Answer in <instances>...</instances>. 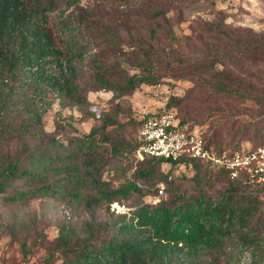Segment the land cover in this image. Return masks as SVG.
<instances>
[{
  "label": "trees",
  "instance_id": "trees-1",
  "mask_svg": "<svg viewBox=\"0 0 264 264\" xmlns=\"http://www.w3.org/2000/svg\"><path fill=\"white\" fill-rule=\"evenodd\" d=\"M62 1L0 0V200L6 207L43 198L68 200L88 215L81 227H60L43 264H220L233 239L243 249L264 244V185L249 174L233 179L224 167L200 159L173 161L145 155L140 160L138 152L144 143L139 132L151 116L123 123L122 109H118L112 115L104 114L89 134L67 143L45 132L43 118L52 105V101L46 103L49 95L56 94L69 106L81 109L89 104L75 61L83 55H75L73 41L60 39L53 25L48 26ZM147 3L154 7L163 4L162 0ZM168 13V8H157L151 18L168 22ZM54 25L61 27V23ZM206 31L219 43L228 40L235 55L264 59V42L256 36L233 41L221 22ZM167 36L176 40L171 30ZM216 63L219 60L213 66ZM225 70L228 68L218 72L213 86L217 95L237 103L252 101L258 107V115L241 125L236 139L264 123V100L259 97L264 89L247 77L227 75ZM145 72L126 73L120 82L97 72L95 80L121 99L131 97L144 84L158 82L152 66ZM133 124L136 141L132 143L127 128ZM180 124L196 130L184 120ZM225 130L229 132V128ZM199 134L219 156L230 158L244 149L231 142L223 146L225 139L217 142ZM263 144L264 139L252 147ZM117 160L134 162L120 176L124 179L114 184V178L107 181L104 174ZM164 164L184 174L174 178L162 171ZM187 170L194 173L191 194L181 183ZM213 176L214 181L227 183L216 196L208 190ZM158 184L164 186V196L150 203L145 198L158 197ZM130 201L128 213H110L112 204ZM104 206L108 220L101 221L98 211Z\"/></svg>",
  "mask_w": 264,
  "mask_h": 264
},
{
  "label": "rangeland",
  "instance_id": "rangeland-1",
  "mask_svg": "<svg viewBox=\"0 0 264 264\" xmlns=\"http://www.w3.org/2000/svg\"><path fill=\"white\" fill-rule=\"evenodd\" d=\"M162 2L154 7L147 0L62 1L55 14L49 17L48 26H54L52 30L60 39L73 41L75 55H83L75 61L79 83L87 89L89 104L81 109L69 106L56 94L49 95L46 103L52 101V105L43 118L45 132L67 143L97 128L104 114L112 115L122 109L120 121L123 123L139 122L164 111L172 112L207 139L216 138L217 142L225 139L223 146L231 142L233 147L238 144L250 148L263 141L264 123L259 128L251 127L247 135L234 138L242 124L253 121L258 115L257 105L252 101L237 103L217 95L213 86L218 81V72L226 67L227 75L247 77L264 89V59L235 55L228 40L219 43L214 35L207 33L206 27L221 22L233 41L235 37L256 36L255 39L264 42V0ZM157 8H168V22L152 20ZM57 23H61V27H55ZM169 30L175 41L167 36ZM216 60L220 63L213 66ZM150 66L158 82L140 86L131 97L116 98L113 91L100 87L95 80L98 72L112 82H120L126 73L145 75L146 67ZM259 97L264 100V93ZM238 121L240 125L235 126ZM225 128H229L228 133ZM134 130L135 124L127 128V138L132 143L136 141ZM131 163L115 161L104 179L114 178V184L121 182L124 177L120 176ZM133 171L126 176L130 177ZM162 171L179 179L184 174L168 164L163 165ZM193 175L187 170L186 179L181 181L185 189L191 190L190 194L194 190ZM210 186L209 195L216 196L227 183L216 182L213 176ZM158 187L165 190L161 184ZM160 198L158 195L145 200L157 203ZM131 203L114 204L128 213ZM108 213L106 206L102 207L98 211L100 220H108ZM87 219L82 208L68 200L43 198L12 207H6L0 200V264H43L49 254L48 248L53 247L59 236L60 227H81ZM229 244L220 264H264V244L249 249H243L235 239Z\"/></svg>",
  "mask_w": 264,
  "mask_h": 264
},
{
  "label": "built area",
  "instance_id": "built-area-1",
  "mask_svg": "<svg viewBox=\"0 0 264 264\" xmlns=\"http://www.w3.org/2000/svg\"><path fill=\"white\" fill-rule=\"evenodd\" d=\"M139 137L144 143L138 152L140 160L145 155L173 161L185 157L200 159L224 167L233 179L249 174L254 182L264 185V144L244 148L230 158L219 156L206 146L197 129L190 131L181 127L180 120L172 112L149 117L140 129ZM159 195H163L162 188ZM112 210L118 214L125 213L119 209L118 204H113Z\"/></svg>",
  "mask_w": 264,
  "mask_h": 264
}]
</instances>
